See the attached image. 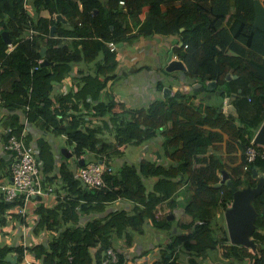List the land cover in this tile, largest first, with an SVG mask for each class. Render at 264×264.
I'll return each mask as SVG.
<instances>
[{
  "label": "trees",
  "instance_id": "trees-1",
  "mask_svg": "<svg viewBox=\"0 0 264 264\" xmlns=\"http://www.w3.org/2000/svg\"><path fill=\"white\" fill-rule=\"evenodd\" d=\"M124 2L30 0L31 13L25 0H0V104L22 105L24 120L51 129L56 134H66L68 142L76 144L78 156L84 155L85 151L95 152L102 155L87 160L104 162L103 155L122 153L119 146L141 143L153 137L156 130L168 121L172 120L174 124L172 129L164 132L166 153L173 161L169 166L142 159L138 164H122L115 171L105 162L106 185L92 189L77 176L76 169L70 170L63 163L60 170L66 199L60 198L53 207L40 206L37 209L40 220L36 231L46 226L57 229L58 235L51 241L50 250L44 242L36 245L33 248L35 256L43 258L42 264H102L103 254L113 247L120 257L119 264H123L125 254L114 244L115 237L125 235L127 244H131L134 236L127 230L142 232L146 218L155 216L153 210L159 203L170 198L171 203L176 202V193L183 187L184 175L188 174L192 193L185 212L190 217L180 224L187 232L176 234L162 249L161 259L155 264H185V256L187 264H202L205 260H209L207 264H264V187L254 202L259 212L252 235L257 250L232 244L227 231L222 235L216 232L213 209L217 194L221 195L224 207L233 198L226 183L217 186L223 177L222 172L226 171L223 160L215 155L199 157L197 154V148L205 152L210 144L205 125H219L229 134V152L237 150L238 146L245 150L251 144L250 139L245 138L247 121L242 119L245 126H238L232 116L218 114L215 105L196 106L180 102L176 97L156 99L147 108L137 109L125 121L120 117L122 111L114 109L116 102L113 99H101L106 79L101 80L98 76L100 72L108 73L116 67L118 43L133 41L138 35L181 33L184 35L183 45L175 49L188 63L189 75H199L202 81L209 76L218 80L219 85H224L229 82L228 73L233 71L238 74L237 81L244 79L249 85L246 94L255 100L253 104H261L264 109V65L261 63L264 60L255 54L258 42L264 46V31L252 24L254 0H236L237 13L232 30L222 26L231 6L230 0ZM147 5L146 18L142 19L141 13ZM43 10L52 18L42 16ZM58 13L65 16L68 24L62 31L55 30L52 34L49 24L61 23L54 17ZM41 22L46 24L43 31L37 28ZM134 27L140 29L137 34L132 33ZM183 27L185 29L181 30ZM31 29L40 33L30 35ZM3 30L9 32L11 43L5 40ZM46 31H49L48 36ZM231 39H241L252 48L248 58L225 53ZM110 42L117 45L115 50L111 49ZM10 44H15V47L10 49ZM43 46L47 48L44 57L41 54ZM181 48L187 49L182 52ZM99 55H103L104 61L98 64L96 75H86L85 83L76 91H57L56 85L62 84L76 64L91 63ZM43 58L53 64L41 65ZM6 77L13 78L12 86L2 89V81ZM231 91L236 96L240 95L236 88ZM224 96L222 91L221 97ZM82 106L93 111V116L100 117L101 122L96 126L86 125ZM67 115L71 118L65 122L64 116ZM13 121L10 125L19 134L26 127L25 121L18 116ZM82 124L85 128H81ZM106 131H113L117 145L105 139ZM222 138L223 132L214 133L213 140ZM38 144L45 170H53L55 157L50 144L43 139ZM237 158L229 156L233 161ZM201 161L205 164L197 165ZM246 161L244 158L240 163V172L255 184L253 173L257 166L264 169V160L258 156L245 171ZM79 164L77 162V166ZM147 179L152 180V187L148 186ZM119 198L134 203L131 213L122 209L94 218L85 225L79 223L77 206L81 212L104 211L106 203ZM8 206L6 201L0 202V212ZM164 219L166 223L162 226L169 228L168 217ZM12 251L18 253V262L24 258L22 246L0 243V264H13L5 259Z\"/></svg>",
  "mask_w": 264,
  "mask_h": 264
},
{
  "label": "crops",
  "instance_id": "crops-1",
  "mask_svg": "<svg viewBox=\"0 0 264 264\" xmlns=\"http://www.w3.org/2000/svg\"><path fill=\"white\" fill-rule=\"evenodd\" d=\"M261 2L264 5V0H261ZM230 3L231 6L229 12L222 24V26L228 30H232L237 13L236 0H230ZM29 5L28 8L32 13L33 11ZM148 9V5L144 7L141 13L142 19L146 18ZM42 16L52 18L46 10L42 11ZM54 17H56V15H54ZM255 18L256 10L252 21L253 26ZM67 24L68 22H61L60 24L55 25L56 30L62 31L64 25ZM52 26V24H49L50 28ZM37 28L38 30L43 31L46 28V24L41 22L37 25ZM184 29L185 27L181 30ZM258 29L262 30L260 28ZM139 30V27H134L132 33L137 34ZM183 38L184 35L181 33H177L176 35L155 33L150 36L138 35L133 41L118 43L119 48L116 50V67L108 73L100 72L98 74L101 80L106 79V86L102 92L101 99H113L116 102L114 109L119 112L122 111L120 117L121 119H125V121L131 118L137 109L147 108L156 99L167 100L176 97L180 102L183 101L187 104H194L196 106L201 104L215 105L218 114H224L227 117L232 116L238 126H245L242 119L247 121L248 132L246 133L245 138H249L251 144L253 143L257 148L260 147L262 149H258L261 152L258 156H261L264 160V140L259 143L255 142V139L264 124V109L260 106L261 104H253L255 103V100L252 99L249 94H246L248 93L249 85L244 79L237 81L238 74L233 71L228 73L229 77L227 75V80H229V82L224 85H219L218 80L212 79L208 75H206L208 77H205L204 81H202V78L199 75H189L188 63L181 55H178V51L175 49H179L183 45ZM14 47L15 44H10L9 48L13 49ZM257 47L258 49L255 54L257 53L258 56L262 58L261 60H264V46L258 42L256 48ZM186 49L187 48H181L182 52H185ZM170 50H173V58L183 61L186 68L185 70L176 69L168 71L166 69V61ZM252 51V48L241 41V39H231L225 49V53L228 55H236L246 58L249 57V52ZM103 61V55H99L97 59L91 63L76 64L73 67V72L68 73L65 76L62 84L56 85L57 91L64 93L70 92L71 89L73 91L78 90V88L85 83L84 78L86 75L97 74V66ZM261 63L264 65V62ZM113 74H115L114 77L107 78V76ZM12 81V77L4 78L2 81V89L10 88L12 86ZM210 81H216L217 84L209 88L208 84ZM159 83H161L163 87H160ZM166 87L170 88V92H164ZM232 88H236L240 95L236 96L233 94L231 91ZM221 90L225 92L223 98L221 97ZM227 97H231L232 103L238 110V116L227 112ZM80 104H83V102H80ZM91 112L93 111L85 109L82 106V113L84 114L86 123L89 122L90 126H95L101 122V119L98 116H93ZM24 113L22 105L0 104V184L10 183L12 179V152L4 147L7 138L6 129L8 125L14 122L13 120L16 119L17 116L24 122ZM70 118L69 115L64 116V121L67 122ZM173 125V121L170 120L160 129H157L156 134L153 137L146 139L141 143L130 142L119 146L118 149L121 150L122 153L119 155H103L105 162L111 165V168L115 171L119 169L122 164H138L142 159H149L157 165L162 164L169 166L173 161L166 153L164 132L172 129ZM81 126L85 125L82 124ZM26 127L30 134V142L37 147L38 156H40L41 150L40 146H38V142L41 139L49 143L51 146V150L55 157V164L51 171H46L44 164L43 176L45 178V184L47 186H52L53 191L48 195L33 198V201H30L27 206V214L25 216L18 213L17 208L9 203V206L5 208L4 212H0V243L2 245L16 243L17 245L22 246L24 241L28 245V253L26 259L23 258L17 264H28V260L35 264H42L43 258L36 257L33 248L39 243L44 242L48 246V250H50V243L58 235V232L57 229H49L46 226L41 227L38 232L36 231L40 220V215L38 214L37 209L40 206L53 207L60 201V198L61 200L66 199V190L62 182L60 170L63 163H65L70 170L76 169L75 172L77 174L78 167L81 164V158L85 157L87 160L96 157V155L98 156L102 154L88 151V153L83 156H78L76 154V144L69 143L66 134H56L51 129L42 128L36 123L34 124V122L30 123V121H28ZM205 128L208 129L207 136L210 144L205 152H201L200 149L197 148L198 156L205 157L215 155L221 157L230 180L234 181L239 188H244L248 185H252L253 187L256 186L258 183V176L264 175L263 167L257 166L255 168L253 178L256 183H250L245 174L240 172V163L244 158L247 160L245 150L238 146L237 150L229 152V134L222 131V128L219 125H205ZM216 132H223L222 140H213L214 133ZM105 134V139H108L117 145V142L113 137V131H106ZM218 146L221 147L219 148ZM63 148H67V153L71 152L72 154L66 156L63 152ZM230 155L238 157L237 160L233 161L229 159ZM77 162L80 163L79 166H77ZM204 164L205 162L202 161L197 163V165ZM255 172H257V176H255ZM51 178L53 179L51 180ZM184 179L183 187L176 193V202L171 203L170 198L159 203L153 210L155 211V216L146 218L142 232L130 228L127 230L134 236V241L131 244H127L125 235L122 237H115V240H113L114 244L125 254L123 264H155L161 259V251L165 245L172 241V238L176 234H184L187 232V230L181 228L180 224L182 220H189L190 215L185 212V209L190 201L192 188L190 187V177L188 174L184 175ZM146 182L149 187H152L153 183L151 179L150 181L147 179ZM214 200L215 207L213 209L216 214L215 227L217 229L220 228V231L218 230L216 232L219 235H222L225 231L228 233L224 216L226 207L222 204V197L220 194H217L214 197ZM230 203L228 205H230ZM133 206L134 203L125 198H119L113 202L106 203L104 211L91 210L89 212H81L80 207L77 206V212L80 216L79 223L85 225L94 218L103 217L113 211L122 209H126L131 213L133 211ZM164 217H168V222L170 223L168 226L169 228L162 226V224L166 223ZM221 227H224L225 229H222ZM207 262L204 261L202 264H207Z\"/></svg>",
  "mask_w": 264,
  "mask_h": 264
},
{
  "label": "built area",
  "instance_id": "built-area-1",
  "mask_svg": "<svg viewBox=\"0 0 264 264\" xmlns=\"http://www.w3.org/2000/svg\"><path fill=\"white\" fill-rule=\"evenodd\" d=\"M30 0H25V5H29ZM121 3H125L121 0ZM40 33L37 30L31 29L30 35ZM49 31H46V35ZM188 45L186 44L185 47ZM110 47L115 50L117 45L110 42ZM27 119L25 124L27 126ZM7 138L4 147L12 152L11 163V182L0 184V202L6 201L17 208V212L25 216L27 214V206L35 197H42L48 195L53 191L52 186L45 184L43 176L44 162L38 156L37 147L33 143L27 142L28 130L23 128L18 134L15 132V127L9 125L6 129ZM261 152L252 143L245 149L247 164L244 170L250 168V164L254 162ZM83 156V155H82ZM85 163L78 167L77 175L82 182L89 188H101L106 185L104 175L107 170L105 162L97 160H86ZM24 248L23 256L26 259L28 253V245L23 241ZM18 256V253L12 252ZM120 257L118 252L113 248H108L102 257V264H119ZM28 264H35L28 260Z\"/></svg>",
  "mask_w": 264,
  "mask_h": 264
},
{
  "label": "water",
  "instance_id": "water-1",
  "mask_svg": "<svg viewBox=\"0 0 264 264\" xmlns=\"http://www.w3.org/2000/svg\"><path fill=\"white\" fill-rule=\"evenodd\" d=\"M254 3L256 10L254 26L264 30V5L262 4L261 0H254ZM56 19L60 22H68L62 13L56 14ZM55 30L56 26L53 25L51 27V33L54 34ZM2 35L8 43L12 42L7 30H3ZM45 51L46 47L43 46L41 50L43 57L45 56ZM166 63V69L168 71L186 69L182 60L173 58V50H170ZM40 64L49 65L53 64V62L49 61L47 58H43ZM216 84V81H210L208 87L211 88ZM164 92H170V88L166 87ZM226 103L227 112L238 116V110L232 103L231 97L226 98ZM81 128H83V126H81ZM262 140H264V124L262 125L255 142L259 143ZM66 149L67 148H63L64 154L66 156H70L72 153H67L68 150ZM80 163H85L84 158L80 159ZM255 176H257V172H255ZM223 183H226L233 193L232 201L224 211L230 242L232 244L244 245L250 247L253 250H257V243L253 239L252 235L256 227L255 221L258 218L259 212L256 209L254 202L256 200L257 194H259L264 187V175L258 176V183L256 186L253 187L252 185H248L244 188H239L234 183V181L230 180L228 173L224 171L223 177L221 181L217 183V186H221ZM5 259L13 264L18 263V256L12 253H8Z\"/></svg>",
  "mask_w": 264,
  "mask_h": 264
},
{
  "label": "rangeland",
  "instance_id": "rangeland-1",
  "mask_svg": "<svg viewBox=\"0 0 264 264\" xmlns=\"http://www.w3.org/2000/svg\"><path fill=\"white\" fill-rule=\"evenodd\" d=\"M85 124L90 126V123H89V122H87V123H85ZM95 126H96V125H95ZM83 127H85V126H83ZM85 152L88 153V151H85ZM86 153H85V154H86ZM221 228H222V229H225L224 227H221ZM218 230L220 231V228L217 229V231H218ZM183 261L185 262V264L188 263V261L186 260V258H185V260H183ZM205 261H206V262H207V261L209 262V260H205ZM208 262H207V263H208ZM202 263H203V262H202Z\"/></svg>",
  "mask_w": 264,
  "mask_h": 264
}]
</instances>
